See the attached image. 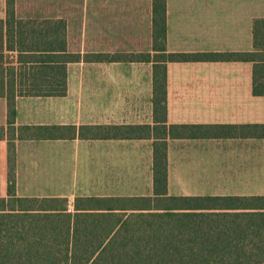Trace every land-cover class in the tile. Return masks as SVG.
<instances>
[{"label":"crops","instance_id":"crops-1","mask_svg":"<svg viewBox=\"0 0 264 264\" xmlns=\"http://www.w3.org/2000/svg\"><path fill=\"white\" fill-rule=\"evenodd\" d=\"M153 2L14 0V9L17 21H64L70 54L154 55ZM7 20L8 0H0L1 82L4 88L9 83L26 88L32 68L40 67L32 58L43 53L8 51ZM258 20L264 21V0H166L168 52L254 56L166 64V124L206 127L198 138H174L156 119L153 62L68 63L64 97L17 98L16 128L71 126L74 137L19 139L16 131L10 149L14 131H9L8 101L0 97V198L8 195V181H16L20 197H65L70 206L78 197L157 198L154 153L163 143L168 184L162 197L264 196L173 192L175 181H264V94L255 92L257 87L264 93V22L256 31ZM11 24L13 30L16 23ZM95 126L139 129L133 138H100L84 128ZM27 181L45 188L41 184L49 181H81L84 187L79 196L23 194Z\"/></svg>","mask_w":264,"mask_h":264},{"label":"trees","instance_id":"trees-1","mask_svg":"<svg viewBox=\"0 0 264 264\" xmlns=\"http://www.w3.org/2000/svg\"><path fill=\"white\" fill-rule=\"evenodd\" d=\"M11 21L16 23L13 30ZM260 22L264 21L255 23L256 31ZM7 26L8 51H17L19 55L43 53L32 58L40 67L32 68L28 79L31 84L26 88L15 89L10 83L4 88L0 77V97L8 101L9 131H14V135H9L12 150L16 131L19 139L74 137L76 128L71 126L15 127L18 97L67 94L68 63L153 62L156 119L174 138H198L200 130L206 127L166 124V64L249 61L254 57L242 53L168 52L166 0L153 2L154 55L70 54L64 21H17L14 0H8ZM2 39L0 30V49ZM3 61L0 57V63ZM3 71L0 66V75ZM255 92L264 94L257 87ZM84 128L96 130L95 136L100 138H133L139 129ZM3 131L0 129V134ZM154 161L159 197H78L74 212L68 198L20 197L16 194V181H8V195L0 198V264H264V196L162 197L168 184L165 143L156 146ZM127 211L132 213L128 215Z\"/></svg>","mask_w":264,"mask_h":264},{"label":"rangeland","instance_id":"rangeland-1","mask_svg":"<svg viewBox=\"0 0 264 264\" xmlns=\"http://www.w3.org/2000/svg\"><path fill=\"white\" fill-rule=\"evenodd\" d=\"M26 186L21 188L23 194H28L31 192L33 194H54L62 193L67 194V196H79L83 193L84 183L81 181H63L62 183L47 182L41 185H46L47 187H33L34 183L32 181H27ZM54 185L61 186L62 190H55ZM180 187V188H179ZM206 188V189H205ZM173 192L178 193H191L200 194L204 192L212 193H264V181H211L210 183L188 180L184 182L175 181L173 182ZM73 203V199L71 200ZM70 210L74 212L73 205L70 206ZM128 215L132 212L127 211Z\"/></svg>","mask_w":264,"mask_h":264}]
</instances>
